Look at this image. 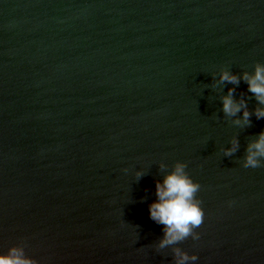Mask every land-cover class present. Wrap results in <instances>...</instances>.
<instances>
[{"label":"water","instance_id":"95a60500","mask_svg":"<svg viewBox=\"0 0 264 264\" xmlns=\"http://www.w3.org/2000/svg\"><path fill=\"white\" fill-rule=\"evenodd\" d=\"M257 64L264 0H0V255L264 264V157L245 167L264 105L220 79ZM230 88L249 123L223 111ZM178 164L204 222L160 247L149 205Z\"/></svg>","mask_w":264,"mask_h":264},{"label":"clouds","instance_id":"9594fccd","mask_svg":"<svg viewBox=\"0 0 264 264\" xmlns=\"http://www.w3.org/2000/svg\"><path fill=\"white\" fill-rule=\"evenodd\" d=\"M221 81L239 84L243 79L248 85V91L253 93L259 105H264V64H257L252 74L245 72L237 76L228 71L221 73ZM235 89L230 88L228 94L223 97V111L234 116L243 109V122L249 123V117L253 114L247 109V101L241 99L237 102L234 97ZM257 119L264 118V107H257L254 113ZM241 123V121H236ZM238 142H233V147L226 154L231 155L236 150ZM264 157V132L249 145L245 167H256L259 158ZM199 184L194 182L184 171V165L178 164L174 171L168 174L162 182L156 183L157 199L149 205V216L157 224L164 225V238L160 247L174 244L187 236L194 234V229L204 222L205 213L196 199ZM233 202H229L231 206ZM195 238H199L195 234ZM177 264L195 262L196 255L189 256L187 253L176 249ZM0 264H34L23 256L22 250L11 249L9 254L0 255Z\"/></svg>","mask_w":264,"mask_h":264}]
</instances>
